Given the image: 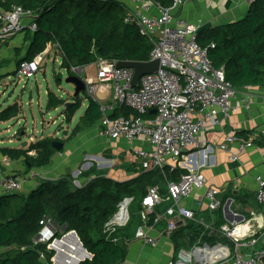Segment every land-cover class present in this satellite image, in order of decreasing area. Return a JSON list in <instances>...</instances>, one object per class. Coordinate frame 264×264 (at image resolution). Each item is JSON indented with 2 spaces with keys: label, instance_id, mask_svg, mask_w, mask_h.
Masks as SVG:
<instances>
[{
  "label": "trees",
  "instance_id": "trees-1",
  "mask_svg": "<svg viewBox=\"0 0 264 264\" xmlns=\"http://www.w3.org/2000/svg\"><path fill=\"white\" fill-rule=\"evenodd\" d=\"M155 1L164 7L172 2ZM13 5L35 11L37 28L35 31L27 30L32 40L26 53L16 60L15 69L10 74L17 75L20 62L33 60L48 44L59 46L62 54L60 65L68 75L73 74L71 66H84L99 60L143 62L149 59L152 43L140 35L134 25L123 22L125 7L117 0H0V13L10 10ZM197 41L201 46L214 43V47L208 50L212 65L224 66L225 78L235 88L264 83V0L250 2L246 14L239 20L199 31ZM3 76L0 74V79ZM56 76L60 81L61 75ZM46 95L47 109L62 106L66 101L52 91H47ZM86 98L87 106L66 139L97 124L101 118L99 103L90 95ZM81 101L80 96H73V102L63 110L67 124L81 107ZM19 114V106L15 102L0 110V122L14 119ZM137 114L129 107L120 106L115 107L109 117L130 118ZM142 117H153V114L147 112ZM21 129L24 127L17 131ZM54 140L57 139L40 137L25 148L0 146V154L12 160L22 158L26 173L50 162L57 151L51 145ZM60 142L63 143L62 140ZM31 151L32 155L29 154ZM184 173L187 170L179 167L171 170L156 168L139 172L126 181H116L104 176L91 177L89 169L80 171L79 178H90L78 185L73 183L70 175H64L53 181L42 179L27 195L4 192L0 194V264H51L54 255V251L48 248L51 241L33 242L41 228L39 222L44 218L51 221L55 239L64 232L75 231L82 246L91 254V258L78 264H120L126 257V236L119 234L117 229L112 233L107 230V223L116 213L118 204L128 197L135 201V208L129 212L126 224L130 226L133 218L139 217L141 199L148 187L158 186L163 196L165 192L161 185L178 182ZM155 212H160L158 206ZM212 215L209 214V219L214 218L213 226L218 228L224 224L220 209ZM153 219L151 214L149 221ZM185 222L172 233V239L185 230L188 243L225 241L233 248L231 241L223 235L210 233L195 220ZM52 246L68 254V263L81 251L72 233ZM56 264H59L58 260Z\"/></svg>",
  "mask_w": 264,
  "mask_h": 264
},
{
  "label": "built area",
  "instance_id": "built-area-1",
  "mask_svg": "<svg viewBox=\"0 0 264 264\" xmlns=\"http://www.w3.org/2000/svg\"><path fill=\"white\" fill-rule=\"evenodd\" d=\"M125 7L123 22L134 25L138 33L152 43L149 60L158 59L157 71L142 75L136 85H132L133 70L116 68L115 60H99L96 62L97 80L102 85H110L113 91L109 103L100 104L102 117L99 133L111 139L125 138L132 140L144 137L150 144V149H139L136 155L141 158V168L144 170L163 169L169 163L176 167L179 159L189 147L202 146L198 136L208 119L214 116H228L232 108L229 101L235 98L236 88L225 78L224 66L214 67L208 56V50L214 43L201 46L197 41L198 26L182 18H176L172 9L180 6L184 0H172L169 7L161 6L155 0H117ZM133 2V7L127 5ZM248 3L254 0H247ZM35 11L13 5L10 10L0 13V40L29 30L35 31ZM28 23H25V22ZM41 64L40 56L33 60H23L17 70V76L27 80L32 79ZM71 71L81 77L82 66H71ZM86 89L93 93L95 85L85 81ZM125 106L138 114L130 118H110L109 111L115 107ZM156 110L152 113L151 110ZM154 114L153 118L142 117L145 113ZM196 113L201 117L195 118ZM235 138L226 136L225 140ZM251 140L240 141L238 149L250 147ZM226 149L225 144L219 145ZM236 160V155H231ZM21 177L7 174L0 177V190L4 193L18 192L21 187ZM257 184L256 199L264 209V177H255ZM204 189L203 196L208 211L214 212L223 203L217 198L218 189L205 184L204 175L193 169L181 175L178 182L167 183V194L163 197L158 186L147 188L141 199L142 225L135 231V237L144 243L154 244L145 225L149 216L154 215V223L166 219V234H171L178 227V221L195 220L209 229L212 234H221L233 244L229 249L223 245L197 244L189 251L181 250L169 264H215L219 259L229 257V264H264V246L255 248L259 240L258 234L251 233L241 236L237 225L222 224L218 228L205 225L195 218V213L188 207L181 206L182 197H188L195 189ZM169 199L171 204L163 213H156V206ZM132 197L124 198L116 213L107 223V230L114 232L118 227L125 226L129 220V205ZM214 218H212L213 220ZM41 228L34 238V243H44L55 240L54 229L47 218L40 222ZM50 243V244H51ZM245 247L248 254H242L239 248Z\"/></svg>",
  "mask_w": 264,
  "mask_h": 264
},
{
  "label": "crops",
  "instance_id": "crops-1",
  "mask_svg": "<svg viewBox=\"0 0 264 264\" xmlns=\"http://www.w3.org/2000/svg\"><path fill=\"white\" fill-rule=\"evenodd\" d=\"M249 4L247 0H184L180 6L172 9V14L176 18H182L198 27L210 25L204 29L207 30L243 18L248 10ZM127 5L132 8L133 2L128 1ZM20 33H23L19 38L26 45V49L23 50L19 46L11 45L13 49L12 57L16 58V60L26 53L29 43L32 40V35L27 30ZM29 34L31 38L27 42ZM57 54L62 59L59 46L57 44H48L43 52L36 56H40L41 62H43L44 58H49L50 55L55 56ZM95 65L96 62L82 66V69L84 68L83 74L85 81L94 82V79L97 78V69L95 70L96 77H93L87 71L91 66ZM86 68L87 70L85 71ZM8 73L1 74L6 75ZM95 85H98V87H95L93 93H90L87 89L83 93L90 95L99 105L109 103L113 97L111 86L109 84L102 85L100 88V84ZM236 90L235 98L229 101L232 108L231 113L226 117L219 114L214 116L213 119H208L198 136V143L202 146L189 147L188 151L179 159L176 167L186 169L187 171L193 169L201 172L205 177V184L218 189L217 198L223 203L219 208L224 219L223 223L237 225L241 236H248L251 233L258 234L259 240L255 248H260L264 246V209L256 199L257 184L255 177L257 175L264 177V83L243 86L236 88ZM65 102H73V96ZM82 104L83 99L81 106ZM76 113L73 115L71 122L65 125L67 128L65 130L66 134L62 138L57 136L58 130L52 135L44 136L54 137L58 141H63V147L53 154L50 162L46 166L31 168L28 172L24 173L26 164L22 158L12 160L0 154V177L17 173L20 175L22 181L21 190L30 191L42 179L53 181L64 175H70L74 179L73 183L76 185L85 183L90 177L79 178L78 175L81 170L90 169L91 177L104 176L116 181H126L136 176L139 172L149 170L141 168V158L136 155V151L139 149H150L149 142L144 137H138L132 140L108 138L99 133L101 128L100 120L92 127L66 139L65 137L73 128L72 123L75 121ZM194 117H201V113H196ZM226 136H232L235 139L228 142L225 140ZM19 137L21 138L20 141L14 136L9 137L7 143L12 145V147L20 148V142L26 141L25 148L37 139L30 138L29 136L26 138V132ZM246 140H251L252 145L239 150V142ZM15 141L18 145H13ZM110 141H116L121 151L117 152L115 149L110 150L106 146V143ZM3 143V137L0 134V146H3ZM126 144L131 151L132 157H128L121 148V146L124 147ZM221 144H225L226 149H221L219 147ZM29 154L32 155L33 152L31 151ZM231 155H236L237 159L231 160ZM171 167L167 163L164 169L171 170ZM161 186L165 192L163 197H165L167 194V182ZM203 192V188L195 189L188 197H182L179 204L193 210L195 218L202 220L205 225H212L214 220L209 219V214L211 216L213 215L208 211ZM2 193L0 190V194ZM132 201H134L133 198ZM227 202H229V214L224 210ZM170 204L171 201L169 199H165L159 203L157 206L160 212L157 213H163ZM134 208L135 204L131 210H134ZM185 223L178 221L177 229L184 226ZM141 225L142 219L141 214H139V217L136 216L133 218L130 226L125 225L117 228L119 234L126 236L125 241L127 247L126 257L120 264H169V262L177 257L181 250L189 251L197 244L210 246L218 244L223 245L225 249L228 248L229 251L231 249V246L225 241H217L213 244H207L206 242L188 243L186 238L188 234L185 230L176 239H172L173 232L166 234V219H161L157 223H154V219L152 221L148 219L145 229H147L148 234L156 242L154 244H147L135 237V231ZM72 231L64 232L65 235L63 237L61 236L55 240H62ZM221 237L223 236L221 235ZM77 239L79 240L78 236ZM55 240L52 241V245L55 243ZM51 244L48 245V248L54 251L51 264H56L57 260L59 264H78L86 258H91V254L82 246L84 251H79L77 258L72 259V262L68 263L67 260H70L68 254L59 252ZM239 251L242 254H248L249 252L245 247L239 248ZM59 253L61 255L57 257ZM215 264H229V257L221 258Z\"/></svg>",
  "mask_w": 264,
  "mask_h": 264
},
{
  "label": "rangeland",
  "instance_id": "rangeland-1",
  "mask_svg": "<svg viewBox=\"0 0 264 264\" xmlns=\"http://www.w3.org/2000/svg\"><path fill=\"white\" fill-rule=\"evenodd\" d=\"M25 23L28 22L26 21ZM22 34L23 33H18L11 38L0 40V74L9 72V75H5L0 79V110L17 102L20 112L18 117L9 121L0 122V134L4 141L3 146L10 147H12V145L8 144L7 140L12 136L18 138L20 136L19 134L23 131L22 129L19 132L17 131L20 127H24V129H26V138H28L27 136L33 139L49 136L57 130V136L62 138V130L67 129L65 127L67 123L64 120L63 114L64 107L62 105L54 109H47L46 94L47 91H52L60 98L70 100L74 93V85L65 82L68 72L65 68L61 67V57L58 54L55 56L50 55L49 58H44V61L41 62L32 79L27 80L23 76L18 77L17 75L10 74V72L15 69L14 63L16 64V58L12 57L13 49L11 48V45L13 44L14 46H19L23 50L26 49V45L19 38ZM30 38L31 35L29 34L27 42L30 41ZM86 70L87 68L85 71ZM95 70L96 65L91 66L87 71L93 77H96ZM58 74L61 75L60 81L57 80L56 75ZM82 75L84 76V74ZM94 84H100L97 78L94 79ZM83 92L80 93V97L83 99V104L77 111L75 121L72 123V126L76 124L79 117L82 115L88 101L87 98H85L87 94ZM15 131H17V133H15ZM116 143V141H110L109 143H106V146L109 147L110 150L115 149L119 152L121 149H119ZM13 145H18V143L15 141L13 142ZM126 147H128L127 144L124 147L121 146L122 150L125 151L128 157H132L129 147ZM18 193L27 195L29 191H22L20 189ZM130 203L129 210H131L135 201Z\"/></svg>",
  "mask_w": 264,
  "mask_h": 264
},
{
  "label": "water",
  "instance_id": "water-1",
  "mask_svg": "<svg viewBox=\"0 0 264 264\" xmlns=\"http://www.w3.org/2000/svg\"><path fill=\"white\" fill-rule=\"evenodd\" d=\"M210 25H204V26H201L198 28V32L199 31H202L204 30L206 27H208ZM116 68H130L133 70V79H132V85L135 86L137 81L139 80V78L144 75V74H149V73H153L155 71L158 70L159 68V60L158 59H153V60H149V61H143V62H137V61H118L116 63ZM65 82L67 83H71L74 85V93H73V96H76V95H80L81 92L85 91L86 90V83L85 81L75 75V74H71V75H67V77L65 78ZM72 102H65L63 107L64 109H68L69 105L71 104ZM152 113H156V110H151ZM63 131V135L66 134V131L65 130H62ZM26 132V129H24L20 135L24 134ZM18 141L21 139L20 137L17 138ZM21 146L24 147L26 145V141H21L20 142ZM52 147L56 150H59L63 147V143L58 141V140H54L52 141L51 143ZM229 202H227L224 206V210L226 213H230L229 211ZM64 229V227H62V230ZM73 235H74V238L77 239V236L75 234V231H72L71 232ZM65 235V233H63L62 237ZM78 240V239H77ZM57 241H60V240H55L54 242H57ZM78 243L80 245V249L82 251H84V248L82 247L80 241L78 240ZM52 246V244H51ZM53 247V246H52Z\"/></svg>",
  "mask_w": 264,
  "mask_h": 264
}]
</instances>
